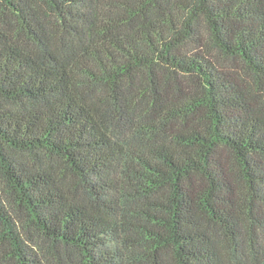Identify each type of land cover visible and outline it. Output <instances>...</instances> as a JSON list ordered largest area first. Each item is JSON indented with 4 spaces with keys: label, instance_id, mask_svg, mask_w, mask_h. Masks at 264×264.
<instances>
[{
    "label": "trees",
    "instance_id": "trees-1",
    "mask_svg": "<svg viewBox=\"0 0 264 264\" xmlns=\"http://www.w3.org/2000/svg\"><path fill=\"white\" fill-rule=\"evenodd\" d=\"M0 264H264V0H0Z\"/></svg>",
    "mask_w": 264,
    "mask_h": 264
}]
</instances>
